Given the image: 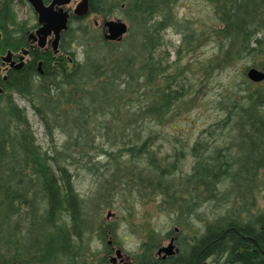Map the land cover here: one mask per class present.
<instances>
[{
	"label": "trees",
	"instance_id": "16d2710c",
	"mask_svg": "<svg viewBox=\"0 0 264 264\" xmlns=\"http://www.w3.org/2000/svg\"><path fill=\"white\" fill-rule=\"evenodd\" d=\"M180 1L89 0L90 15L108 19L119 13L129 23L128 34L106 41L103 31L73 19L62 43L69 66L8 80L0 97V264H88L89 258L107 263V236L116 244L119 230L98 218L117 195L161 201L176 216L182 199L201 204L227 197L229 179L250 185L254 168L264 169V85L254 89L246 74L252 67L264 70V59L257 62L264 57V0H203L210 21L197 24L179 18ZM171 29L182 36L173 62L159 55ZM207 43L217 52L201 64L206 75L252 61L230 87L238 92L219 102L224 118L216 127L238 137L240 151L214 147L216 132L208 129L209 143L199 139L186 151L176 137L162 156L166 134L157 127L179 125L175 113L192 95L194 62L186 56ZM15 93L43 124L51 151L37 144ZM58 134L64 135L62 146ZM187 157L192 166L180 175L179 163ZM72 167L99 179L93 196L77 191ZM91 235L103 246L101 259L91 249Z\"/></svg>",
	"mask_w": 264,
	"mask_h": 264
},
{
	"label": "flooded vegetation",
	"instance_id": "af4514ba",
	"mask_svg": "<svg viewBox=\"0 0 264 264\" xmlns=\"http://www.w3.org/2000/svg\"><path fill=\"white\" fill-rule=\"evenodd\" d=\"M52 1L44 0L46 6ZM18 5L29 6L35 19L32 22L28 19L16 22L14 6ZM70 5L64 7L70 13L68 29L62 32L55 48L54 33L47 37L44 46H40L38 30L41 25L37 13L27 0H0L1 96L5 94L6 83L15 75H34V72L43 75L46 70L54 67L60 69L63 64L69 66L72 63L70 56L62 51L63 36L73 19L78 24L84 23L90 14L76 17ZM64 58L67 64L63 62ZM230 137L232 141L238 138L233 135ZM230 143L226 147L237 154L241 148L240 142ZM262 170L254 168L253 174L256 175L250 185L245 183L241 186L234 184L232 179L228 180L225 189L227 208L222 215L211 214L204 220V216L198 212L204 208L206 201L200 204L197 199H182L181 209L175 216L178 220L176 226L166 227L158 234L161 236L159 239L150 230L146 234L147 240L133 252L111 246L112 253L104 264H264V200L257 196ZM240 187L239 192L235 191ZM244 187L249 191L243 190ZM214 201L208 200L207 203L209 205Z\"/></svg>",
	"mask_w": 264,
	"mask_h": 264
},
{
	"label": "rangeland",
	"instance_id": "374dc122",
	"mask_svg": "<svg viewBox=\"0 0 264 264\" xmlns=\"http://www.w3.org/2000/svg\"><path fill=\"white\" fill-rule=\"evenodd\" d=\"M80 1L81 0H74L70 7L74 10L76 4ZM14 8L16 10V14H14L17 18L16 22H25L27 19L32 22V20L35 19V15L29 6L18 5L14 6ZM176 11L179 18H184L186 21L196 24L208 23L210 21L209 11L203 0H181L176 7ZM106 20H122L129 26V23L119 13L108 19L89 15L86 17V20H84V23L89 25L92 30H104L103 33L105 35L106 31L103 27V23ZM181 44L182 36L174 29L168 30L165 33L163 46L159 50V55H162V57L169 55L170 62H173L176 58L175 51ZM216 52L217 49L215 44L207 43L198 52L186 56L188 60L193 59L194 62V66L191 71H189V82L192 87V95L187 99L186 103L181 106L180 110L175 113L173 121L180 122L178 126L174 124L175 127L168 126L166 129L157 127L158 130L166 134V138L162 142L165 147L162 149V152H160V155L166 156L171 152L172 143H170V141L175 140L176 137L183 141L182 145L186 151L191 150L195 142L199 139L209 143L211 137H208V129L211 130V132H216L215 137L211 138L214 147L225 148V146H229V142H231V145L232 142L235 141H232L230 137L232 135H229L227 131H223V129L216 127L217 123L224 118L223 111L219 107V102L227 93L230 92L234 94L238 92L235 89H230V87L242 80V72L245 67H250L252 65V61L249 58H245L237 64L228 65L225 69L216 70L206 75V66L203 68L201 64H206L209 58ZM78 53L81 59V48L78 49ZM263 59L264 57H260L257 62H261ZM261 84L264 85V82ZM259 86L260 84H254L253 88L256 89ZM12 96L14 102L22 109H25L30 124L33 126L37 144L42 148L43 152L51 151L54 144H52L46 136L44 126L34 114L29 102L16 93ZM240 98L241 94L238 95V99ZM179 112L181 115H179ZM56 139L59 146H62L65 142L64 135L62 134H58ZM179 145L181 146V144ZM191 166L192 160L190 157L180 162V175H186ZM71 175L77 191L85 198L93 196L98 190V187H100L99 179L77 167H72ZM117 191H120V187H117ZM261 195H263V197H261ZM257 196H260V200H264V169L261 172L260 189ZM128 197L129 201L127 200ZM226 198L227 197H220L215 199V201L209 205L206 201L204 208H201L198 214L204 216V220H207L208 216L211 214L222 215L227 208ZM160 202L156 200L143 201L135 198V196L128 195V193L117 195L112 200V208H107L101 212L98 218L99 222H101L102 218L108 224H116L119 230L116 244L113 243V237L108 233L107 241L111 243L110 246H114L115 249H117L116 247H122L126 252H133L140 248L141 243L147 240L146 234H148L150 230L153 231L156 238L159 239L161 236L158 234H161L166 227L176 226L178 220L175 218V211H165L164 208L160 207ZM90 237L92 244L91 249H93V251H99L98 258L101 259L103 246L97 245V238L94 235ZM87 262L88 264H94L91 258H89Z\"/></svg>",
	"mask_w": 264,
	"mask_h": 264
},
{
	"label": "water",
	"instance_id": "95a60500",
	"mask_svg": "<svg viewBox=\"0 0 264 264\" xmlns=\"http://www.w3.org/2000/svg\"><path fill=\"white\" fill-rule=\"evenodd\" d=\"M32 5L38 15L41 28L38 30L40 46H44V41L49 35L54 33V47L58 46L62 32L68 29L70 13L64 7L70 5L73 0H53L49 6L45 5L44 0H27ZM90 13L89 0H81L75 7L73 14L82 18ZM106 31L104 38L106 41L119 42L129 31V26L122 20H106L103 24ZM247 78L254 84L264 82V70L249 68ZM3 90L0 88V95ZM119 253V252H118Z\"/></svg>",
	"mask_w": 264,
	"mask_h": 264
},
{
	"label": "bare ground",
	"instance_id": "6f19581e",
	"mask_svg": "<svg viewBox=\"0 0 264 264\" xmlns=\"http://www.w3.org/2000/svg\"><path fill=\"white\" fill-rule=\"evenodd\" d=\"M1 96V95H0Z\"/></svg>",
	"mask_w": 264,
	"mask_h": 264
}]
</instances>
